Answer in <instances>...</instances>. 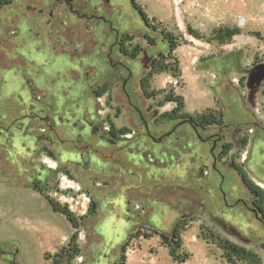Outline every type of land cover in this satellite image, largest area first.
Returning a JSON list of instances; mask_svg holds the SVG:
<instances>
[{
    "label": "rangeland",
    "instance_id": "rangeland-1",
    "mask_svg": "<svg viewBox=\"0 0 264 264\" xmlns=\"http://www.w3.org/2000/svg\"><path fill=\"white\" fill-rule=\"evenodd\" d=\"M135 3L148 23L132 0H12L0 9V264H53L62 250L67 264H178L154 233L172 237L178 222L177 254L190 255L181 264H228L218 237L264 264L262 224L215 200L206 182L217 173L197 168L186 125L182 136L150 142L122 87L132 73L127 88L156 138L177 122L163 117L176 107L163 104L171 92L183 113L238 126L243 107L264 126V0ZM154 59L167 71L142 85ZM41 109L64 141L39 120L28 125ZM227 139L226 201L257 200L244 175L264 209V132L242 125ZM74 245L81 254L71 258Z\"/></svg>",
    "mask_w": 264,
    "mask_h": 264
},
{
    "label": "flooded vegetation",
    "instance_id": "flooded-vegetation-1",
    "mask_svg": "<svg viewBox=\"0 0 264 264\" xmlns=\"http://www.w3.org/2000/svg\"><path fill=\"white\" fill-rule=\"evenodd\" d=\"M131 74L132 73H130L129 77L125 78L122 87L126 93V96L129 98L132 106L139 114V120L143 125V128L145 130L144 133L146 134V137L149 139V141L162 142L163 139L174 135L175 132H178L181 135L180 131L182 130V126L186 125L185 132L184 133L182 132L183 136L182 135L181 136L184 139H186V141L193 142L194 144L193 151L197 156L198 160L200 161L199 165L197 164V168L202 169L203 166L205 168L206 166H208L207 163H210L209 176L211 177L213 174L211 168L217 173V176H215V178L212 177V180L210 179V181L208 180L206 182V184L210 186L211 192H213L216 195L215 200L223 202V206L228 209L233 207L239 208V206H241L242 208L246 209L248 212L252 213L264 228V209L257 202V200L260 199V196L257 192L254 193L251 190V188L248 186L250 193L257 195V200H251L249 203L245 197H241L238 201L236 200L234 202L228 203L225 197L226 194L223 193L221 189L222 183L225 181L226 175L229 181L232 182V176L230 175V172L225 170L224 166L221 164V161H225L226 157L231 154V149H230L231 141L227 139L228 130H232L235 128L239 129L242 125L247 126L248 124H253V126H255L256 129H259L264 132V126L259 125L257 122H255L250 116V114L245 112L243 110V107H241L238 109V121H237L239 123L238 126L234 125L231 122L225 123L224 117L223 118L221 117L220 119H216V118L213 119L212 118L213 116L210 117L207 115L208 117H206V120H203L200 119L199 117H194L193 115L189 114V116L181 119L170 120L177 122L171 124V126H169V129L166 132L162 133L160 137L156 138L155 136L152 135L148 123L142 116V113L140 112L138 106L135 104V102L132 99V94L129 92L127 88L128 81H130L132 77ZM42 113H45V110L41 109L39 115L31 114L29 117L31 120L28 122V125L31 124V122L34 120H39L45 126V130L43 132H49V134L52 136V134H55V130L51 125L52 123L50 121V118L49 117L45 118V116H43ZM53 139L56 140L63 139L62 141H64L66 138L64 136L61 139L60 137H57L55 134V137H53ZM159 139L160 141H158ZM244 160L245 162L243 163L246 165L249 162V157H245ZM241 177H242L241 181L244 182V184H246L244 181V177L242 175Z\"/></svg>",
    "mask_w": 264,
    "mask_h": 264
},
{
    "label": "trees",
    "instance_id": "trees-1",
    "mask_svg": "<svg viewBox=\"0 0 264 264\" xmlns=\"http://www.w3.org/2000/svg\"><path fill=\"white\" fill-rule=\"evenodd\" d=\"M132 2L134 4V7L138 10L143 21L145 23H148L149 21H148L147 14L135 3V0H132ZM11 3H12V0H0V9H2L5 6L10 5ZM237 34H240L239 28H236L234 30L229 31L230 37L237 35ZM169 44H170V50H169L170 52L169 53L172 54L177 49L178 45L176 44V42H174L171 39L169 40ZM156 63H157V60L154 59L152 61V64H151V71L148 74V76L145 78V80H143L142 85L144 84V81H147L148 78L153 76L154 74L167 71L165 67H163V68L157 67ZM168 102H174L176 104V107L172 111L165 113L163 115L164 118H166L168 120H175V119H181V118L189 116V114L183 113V109L185 108V101H184L182 96L175 95L173 92H171L165 98V100L163 101V104L168 103ZM163 104H161V105H163ZM206 117H208V116L205 114V115L200 116L199 118L206 120ZM212 118L215 119V116H213ZM243 177L245 178L244 175H243ZM244 180H245L246 185L249 186L254 193H256L257 192L256 188H254L246 179H244ZM54 209H55V211H60L64 215H66V217L72 222L73 227L75 229H78L79 225L74 220L72 212L65 210V209H59L57 206H55ZM181 230H182L181 223H179V222L175 225L172 237H169L168 235H165V234H160L157 230H154V233L156 235L161 236V238L163 240V244L170 248L171 257L178 264L186 262V260L190 256L186 252L183 253L182 255L177 254V251L182 249V247H183V241L181 238ZM76 238H77V234H74L72 236V240H75ZM203 238L208 241L207 237L204 236ZM218 242L220 244V247L224 250V258L227 260L228 264H239L240 261H244V260L251 262V263L262 264V260L258 257V255L247 250L246 248L239 246L237 244H234L231 241H229L228 239H225L223 237H218ZM125 252H126V245L123 246V253H125ZM80 254H81V249L78 248L76 245H74L73 253L71 254L70 257L74 258L76 256H80ZM65 256L66 255H65V252L63 250L61 252L57 253L54 256L53 264H67V263H64V260H63L65 258Z\"/></svg>",
    "mask_w": 264,
    "mask_h": 264
},
{
    "label": "water",
    "instance_id": "water-1",
    "mask_svg": "<svg viewBox=\"0 0 264 264\" xmlns=\"http://www.w3.org/2000/svg\"><path fill=\"white\" fill-rule=\"evenodd\" d=\"M175 128H176V127H175ZM175 128H174V129H175ZM158 141H160V139H159Z\"/></svg>",
    "mask_w": 264,
    "mask_h": 264
}]
</instances>
